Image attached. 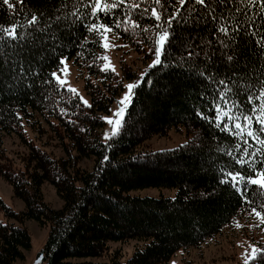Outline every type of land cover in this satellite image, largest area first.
Masks as SVG:
<instances>
[{"label": "trees", "instance_id": "16d2710c", "mask_svg": "<svg viewBox=\"0 0 264 264\" xmlns=\"http://www.w3.org/2000/svg\"><path fill=\"white\" fill-rule=\"evenodd\" d=\"M73 3L74 0H26L22 11L17 6V13L0 7V26L13 23L26 26L32 12H44L46 17L63 14L70 21ZM244 3L249 4V0ZM61 4L67 7L58 13ZM188 7L200 10L199 5H186L185 13ZM229 8L223 9L227 20L220 22L241 29L235 34L242 54L240 65L259 68L264 61L257 58L255 40L264 36V13L250 5L239 13ZM219 12L217 7L218 15ZM63 15L61 23H68ZM106 22L111 21L106 18ZM146 23L151 21L141 20L142 25ZM173 27L174 49L181 43H198V37L206 35L202 25L186 27L174 23ZM84 35H88L89 43L85 44L88 52L83 59L77 56L79 49L71 43L56 53L35 48L31 52L26 50L24 55L34 59L33 52L37 57L43 52L45 60H35L40 68V80L56 70L60 55H66L86 83L91 107L75 108L78 97H73L71 104L66 103L67 94L54 85L40 84L29 90L18 89L15 94L0 95V159L8 160L4 150V138L8 135L17 133L29 145L22 168L0 163L1 176L26 205L24 212L17 213L0 198V264H15L25 259L24 252L32 243L24 227L28 220L50 227L43 250L47 264H170L180 249L198 248L240 219L258 229L261 236L257 241L259 250L247 264H264V225L251 211L256 207L264 214L260 207L264 192L257 185H249L247 195L255 203H245L230 184L218 183L221 168L229 167L246 175L249 169L230 163L231 158L219 151L221 148L235 151L236 141L211 129L194 114L196 107H202L199 97L209 88V82L200 75L206 71L205 65L200 60L177 63L179 57L174 56L158 71L145 75L143 78L148 82L134 90L126 123L117 136L105 142L103 116L110 113L124 91V83L137 82L141 74L123 60L121 77L111 71H100L95 64L89 67L91 57H102L104 53L99 43H91L98 37L79 29L75 38H66L79 43ZM109 35L139 54L147 65L142 73H149L151 57L146 55L147 47L137 43L142 38L139 29L129 27L128 32L114 29ZM60 107L66 108L68 114L62 115ZM24 122L40 137L47 136L43 144L55 142L65 156L57 157L29 141L23 132ZM182 126L189 136L187 143L161 151L150 149L147 141L168 136L173 128ZM106 143L111 147L106 149ZM104 155L109 156L108 162L103 161ZM85 159L93 161L91 170L81 166ZM46 182L54 186L64 201L62 209L55 210L45 203L42 187ZM149 188L175 189L176 195L141 197L131 193ZM131 240L137 241L136 248L126 262L121 260L120 249L110 252V242ZM108 253L109 263L88 261Z\"/></svg>", "mask_w": 264, "mask_h": 264}, {"label": "snow or ice", "instance_id": "6c2138e0", "mask_svg": "<svg viewBox=\"0 0 264 264\" xmlns=\"http://www.w3.org/2000/svg\"><path fill=\"white\" fill-rule=\"evenodd\" d=\"M25 2L26 0H0V7L17 13V6H20L19 11H22ZM186 5H199L200 10L188 7L185 13ZM229 5L233 7L229 8ZM249 5L258 7L264 13V0H249V4H245L244 0H74L70 21L69 17L63 14L46 17L44 12H32L27 17L26 26L18 23L0 26V85H3L0 95L4 92L15 94L18 89L29 90L40 84L54 85L67 94L66 103L71 104L72 98L78 97L75 108L81 105L91 107L89 102L79 95L77 89L66 87L67 80L62 78L68 72L66 55H60L56 70L51 71L47 79L40 80V68L35 60L44 61L43 52L38 57L33 52L34 59H29L24 55L25 51L47 48L56 53L71 43L79 49L77 56L83 59L88 52L85 48V44L89 43L88 35H84L79 43H76L75 39L66 38H75L79 29L98 37L91 43H99L105 52L110 47H117L111 43L109 37L114 29H122L125 32L129 31V27L139 29L142 38L137 43L142 48L146 46V55L151 57L149 73H141L137 82L123 86L126 91L117 101L118 108L110 117L104 118L112 133L111 137L107 132L104 133L105 141L117 136L126 123L125 117L132 103L134 90L140 84L148 82L143 78L145 75H151L153 70L158 71L165 65L166 60L174 56L179 57L177 63L200 60L206 69L200 72V75L209 82V88L199 97L202 107H196L194 114L206 121L211 129L236 141L235 151L231 148L227 151L221 148L219 151L231 158L230 163L241 168L247 166L249 169V174L246 175L239 170H230L229 167L221 168L218 183L230 184L242 201L255 203L247 192L249 185H257L264 192V63L259 68L252 69L246 64L241 66L242 54L238 51V37L235 35L241 29L220 22L227 20L223 9L229 8V11L235 10L239 13ZM66 7L67 4H61L57 12ZM217 7L220 8L219 15ZM62 15L68 23H61ZM106 18L111 22H106ZM145 18L151 23L142 25L141 20ZM174 23L186 27L202 25L206 35L199 36L198 43L189 41L174 49ZM22 27L23 31L20 30ZM251 27L249 25V28ZM115 34L119 35L118 32ZM252 35L256 37L257 33L253 31ZM255 48L258 49L257 58L264 61V36L255 40ZM91 60L89 67L95 64L100 71L115 72L107 55L91 57ZM44 99L47 100L48 96L45 95ZM59 111L62 115L68 114L64 107H60ZM109 147L111 144L106 143V149ZM103 161L108 162L109 156L104 155ZM260 207L264 209V203H261ZM251 211L264 225L262 211H258L256 207ZM257 251L256 248L252 249L253 256H246L245 264L254 258Z\"/></svg>", "mask_w": 264, "mask_h": 264}, {"label": "rangeland", "instance_id": "374dc122", "mask_svg": "<svg viewBox=\"0 0 264 264\" xmlns=\"http://www.w3.org/2000/svg\"><path fill=\"white\" fill-rule=\"evenodd\" d=\"M109 37L111 43L117 45V47H110L106 52L104 50L103 55H107L109 57L110 63L115 68V72L113 73L120 77L122 76V60L140 74L147 68V65L140 60L139 54L133 51L129 45L117 43L110 35ZM119 46L122 47V49H118ZM67 64L68 72L65 76H62V78L67 80L66 87L71 86L77 89L79 95L83 96V98L91 105V99L85 89L86 83L80 76L81 74L78 68L69 59L67 60ZM128 83L130 82H125L124 85ZM124 91H126L125 88ZM124 91L112 105L110 113L103 116L104 118L110 117L112 112L118 108L117 101L123 95ZM43 125L44 128L48 129L49 126L46 122L43 121ZM23 132L25 137L29 141L34 142L36 146H40L45 151L50 152L57 157L65 156L62 148L57 147L55 142H52L51 144H43L47 141V136L40 137V134L33 132V130L25 122L23 124ZM105 132H107L110 137L112 136L111 127L107 124H105V127L102 129V137L104 141ZM188 140L189 136L186 128L182 126L178 129L173 128L168 136H156L147 141V143L150 149L161 151L184 145L188 142ZM28 149L29 145L23 141L19 134L15 133L13 135H8L4 138V150L8 160L5 161L0 159V163H11L16 169H20L25 165L22 159L23 155L28 153ZM92 163V160L85 159L82 161L81 166L84 169L91 170ZM42 192L45 203L51 208L55 210L63 208L64 201L58 196L54 186L46 182L42 187ZM131 193L141 197H174L176 195V190L168 188H149L132 191ZM0 198L8 207L12 208L17 213H21L26 210L25 203L14 195L12 187L4 180L1 174ZM244 220L245 219L236 220L220 235H217L198 248L180 249L171 259L170 264H245V257L253 256L252 249L256 248L259 250L257 241L261 236L258 229L254 228L250 224H246ZM24 227L31 235V248L24 252L25 259L18 260L15 264H47L44 260L43 250L49 237L50 227H44L40 225L39 222L34 220L26 221ZM136 243L137 241L135 240H131L128 243L112 241L109 243L110 252L120 249L122 251L121 260L126 262L134 254ZM257 252L254 254V257ZM108 256L109 253L107 256L102 258H89L88 261L96 263H109L110 258ZM250 260L251 259H249L248 262Z\"/></svg>", "mask_w": 264, "mask_h": 264}]
</instances>
